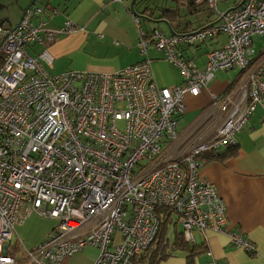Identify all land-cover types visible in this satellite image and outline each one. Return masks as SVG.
Returning a JSON list of instances; mask_svg holds the SVG:
<instances>
[{
	"label": "built area",
	"instance_id": "built-area-1",
	"mask_svg": "<svg viewBox=\"0 0 264 264\" xmlns=\"http://www.w3.org/2000/svg\"><path fill=\"white\" fill-rule=\"evenodd\" d=\"M190 1H205L217 21L172 35L139 28L143 59L108 73L51 74L41 64L52 62L46 48L30 54L28 46L74 31L69 19L57 29L35 25L42 9L33 6L15 26L0 24V264H18L10 241L32 212L57 224L23 251L27 264H61L85 246L97 249L91 264H140L159 229V208L176 216L169 223L180 224L187 243L195 231L209 230L256 254L252 241L227 228L225 204L199 167L205 152L235 145L256 107L264 108V54L256 56L252 45L264 36V0H241L225 11L216 0ZM218 36L225 41L206 52L202 69L179 49ZM150 46L179 68L180 85L153 82ZM232 68L241 74L237 84L211 97L221 112L213 137L197 139L178 157L166 155L163 142L177 137L184 97Z\"/></svg>",
	"mask_w": 264,
	"mask_h": 264
},
{
	"label": "crops",
	"instance_id": "crops-1",
	"mask_svg": "<svg viewBox=\"0 0 264 264\" xmlns=\"http://www.w3.org/2000/svg\"><path fill=\"white\" fill-rule=\"evenodd\" d=\"M30 1L0 0L2 28L13 27ZM131 2L35 0L34 5L40 7L42 13L32 18L33 24L42 21L43 27L57 29L69 19L77 28L57 34L45 46L30 45L28 50L30 54L37 55L46 48L52 62L42 60L41 64L51 74L67 70L108 73L143 59L137 45L139 28L146 32L157 28L165 35H172L194 30L218 19L215 12L206 7L205 1L134 0L132 9L139 16L136 25L129 12ZM240 2L216 0V7L225 11L237 7ZM159 25L166 28L161 29ZM224 41V36H218L195 45L181 44L179 49L185 58L202 69L206 52L220 47ZM258 48L256 56L264 54V44ZM147 55L151 60L152 80L157 86L173 87L183 82L177 67V71L166 70L160 51L150 46ZM226 73L216 71L197 95L184 97V110L177 118V137L163 142L166 155L178 157L197 139L213 137L221 112L212 104L211 97L234 87L241 75L239 71L232 77ZM235 140V155L224 161H201L200 158L199 175L215 187L223 200L227 228L252 241L256 245V254L236 248L224 233L207 230L201 234L195 231L194 241L190 244L195 248L193 252L175 250L159 264H264V108L260 105L256 107L245 126L236 133ZM223 149L226 148L222 146L219 151ZM177 225L175 222L169 226L170 241L178 233ZM84 250L64 259L61 264H91L97 256V249L85 246ZM188 254L191 255L188 257Z\"/></svg>",
	"mask_w": 264,
	"mask_h": 264
},
{
	"label": "trees",
	"instance_id": "trees-1",
	"mask_svg": "<svg viewBox=\"0 0 264 264\" xmlns=\"http://www.w3.org/2000/svg\"><path fill=\"white\" fill-rule=\"evenodd\" d=\"M33 6H36V5L33 4L30 7H33ZM224 147L226 149H223L222 151H219L218 149L216 151L205 152L204 154L200 156L201 161L202 160L224 161L226 158H229L232 155H235L236 151L233 145H225ZM156 213H157V216L159 217V229L157 231V234L153 242L150 244L148 249L143 253V255L138 259V262L140 264H159L162 260L167 258V256L171 255V253L175 250H184V249L187 250L188 249L190 252H193L195 248L193 246H190V244L192 243H187L182 238L181 232L174 234L171 241L169 240V231H168L170 228L169 221L171 220V218L176 219V216H174L171 213V211H169L168 209H164V208H159L156 211ZM190 255L188 254V257Z\"/></svg>",
	"mask_w": 264,
	"mask_h": 264
},
{
	"label": "rangeland",
	"instance_id": "rangeland-1",
	"mask_svg": "<svg viewBox=\"0 0 264 264\" xmlns=\"http://www.w3.org/2000/svg\"><path fill=\"white\" fill-rule=\"evenodd\" d=\"M158 27L161 29L164 27L166 28L165 25H159ZM253 42H254L252 43L253 49L257 50L260 48V47L258 48V46L264 44V37L254 38ZM164 63L166 70L177 71L176 69L178 67L176 68V66L173 65L172 63H169L166 60ZM217 72H223V73L227 72L226 74L228 75L231 74L232 77L233 75H236L238 73V69L232 68L228 70H217ZM56 224H57L56 220L44 218L38 215L37 213L32 212L25 218V220L21 224L16 226V232H14L13 234V237L10 241V246L12 248L13 253L19 257L18 264H27L24 261L23 251L37 245L41 240L45 238V236L49 232L52 231V228ZM176 231L181 232L180 224L177 225ZM86 247H90V246H86ZM86 249L84 250L83 248L82 250L86 251ZM82 250H80L79 253H83Z\"/></svg>",
	"mask_w": 264,
	"mask_h": 264
},
{
	"label": "water",
	"instance_id": "water-1",
	"mask_svg": "<svg viewBox=\"0 0 264 264\" xmlns=\"http://www.w3.org/2000/svg\"><path fill=\"white\" fill-rule=\"evenodd\" d=\"M34 1H35V0H31V1L27 4V6L25 7L24 10L28 9L31 5H33V4H34ZM133 1H134V0H132V2H131V4H130V8H131V9H132V3H133ZM24 10H23V11H24ZM23 11H22V13H23ZM5 20H7V19H5ZM15 25H16V24H15ZM15 25H14V26H15ZM0 44H1V41H0Z\"/></svg>",
	"mask_w": 264,
	"mask_h": 264
},
{
	"label": "flooded vegetation",
	"instance_id": "flooded-vegetation-1",
	"mask_svg": "<svg viewBox=\"0 0 264 264\" xmlns=\"http://www.w3.org/2000/svg\"><path fill=\"white\" fill-rule=\"evenodd\" d=\"M14 1H11V3H13ZM14 7V6H13Z\"/></svg>",
	"mask_w": 264,
	"mask_h": 264
}]
</instances>
